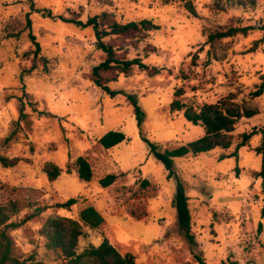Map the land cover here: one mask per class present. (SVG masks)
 I'll return each instance as SVG.
<instances>
[{"label": "rangeland", "instance_id": "obj_1", "mask_svg": "<svg viewBox=\"0 0 264 264\" xmlns=\"http://www.w3.org/2000/svg\"><path fill=\"white\" fill-rule=\"evenodd\" d=\"M33 1L56 18L32 11L29 0H0V157L20 161L11 169L0 163V204L49 207L11 234L18 252L28 256L35 250L47 264H62L45 250L39 231L50 217L79 219L91 206L104 223L83 228L78 254L107 239L136 264H198L195 255L206 264H264V188L257 176L262 155L256 152L264 137V94L253 96L264 77V0H233L242 3L237 6L230 0ZM186 2L193 3L196 17ZM28 14L41 47L37 57ZM97 16L120 24L152 20L159 29L139 42H117L118 54L141 58L160 74L134 68L119 75L109 84L120 92L114 98L98 89L91 74L106 55L93 29L84 27ZM244 27L254 30L206 43L210 33ZM255 42L260 43L251 51ZM130 94L144 113L141 127ZM230 95L257 115L237 123L230 149L175 159L176 176L170 177L149 144L165 152L200 139L205 130L185 120V108L199 110ZM174 100L185 108L172 112ZM253 131L249 144L238 149L242 136ZM110 132L126 140L105 149L99 140ZM80 157L92 168L91 181L79 178L74 163ZM49 164L62 171L54 182L45 173ZM109 175L117 180L103 188L100 182ZM177 176L187 186L193 247L178 230ZM68 199L78 201L71 210L53 208ZM31 212L24 209L14 220Z\"/></svg>", "mask_w": 264, "mask_h": 264}, {"label": "trees", "instance_id": "obj_2", "mask_svg": "<svg viewBox=\"0 0 264 264\" xmlns=\"http://www.w3.org/2000/svg\"><path fill=\"white\" fill-rule=\"evenodd\" d=\"M182 2L186 0H180ZM31 10L42 14L45 18H56L53 12L49 9H36L33 0H29ZM230 6H237L241 2L230 0ZM221 7V6H220ZM185 8L189 14L196 17L197 12L195 6L191 2L185 3ZM62 21L68 23H75L82 26L81 22H72L62 18ZM85 28H92L97 47L105 55V60L97 67H95L91 74V81L101 91L107 93L111 97H116L120 94L118 91L110 89L109 84L117 80L121 74L128 75L134 68L141 71L149 72L151 77L160 74L159 69H150L141 58L129 59L121 56L118 52L122 49L119 42L132 41L139 42L146 38L149 32L156 31L159 28L152 20H142L140 22H129L127 24H120L117 22L109 23L107 19L102 16H97L88 20L84 25ZM27 29L30 31L29 38L35 46L34 55L39 56L41 47L36 38L32 34V22L27 15ZM254 28H229L225 31H217L210 33L207 36V44L214 46L217 42L236 37L237 35L247 36ZM264 32V26L261 28ZM109 42H105L106 39ZM118 42V43H117ZM260 42H255L251 51L257 49ZM34 68L29 70L33 71ZM264 94V77L262 83L258 86L253 96L258 98ZM182 95V91L176 92V98ZM130 104L134 107L139 127L144 122V113L142 112L138 98L134 94L127 95ZM185 106L174 100L171 104L172 112L182 111ZM257 115V112L248 106L240 105L236 102L234 96H227L215 104L204 105L201 109L196 110L192 107L185 108L184 118L188 123L194 126H202L205 130V135L200 139L181 146L172 151L161 152L159 147L154 144H149L153 156L161 162L166 170L170 173V177L176 176L175 159L184 158L188 155H199L208 153L218 148L228 150L233 144V133L237 123L241 119H251ZM257 133L255 131L244 134L242 141L238 145V149L246 147L253 136ZM126 137L121 132H110L103 136L99 143L105 149H112L117 145L123 143ZM148 142L147 140H145ZM257 154L262 155L261 171L257 173L259 178H262L264 188V137L261 147L257 148ZM236 156V154L234 155ZM231 156V157H234ZM224 158H222L223 160ZM19 159H8L0 157V163L6 168H15L19 164ZM78 172L79 178L84 181H91L93 171L89 162L80 157L74 163ZM70 169L68 172L70 173ZM48 180L50 182L56 181L62 171L55 165L49 164L45 168ZM117 180V176L109 175L104 178L100 184L103 188L112 186ZM32 193H36L34 190ZM187 186L177 176L176 196L173 200V206L177 211L178 230L183 234L190 246H195V236L192 232V216L189 209V198L187 196ZM78 201L76 199H68L65 202L56 203L53 208L58 210H71L76 206ZM24 209H31L32 212L26 214L20 220H14ZM49 207L33 205L29 201L23 205L20 201H9L6 205L0 204V264H47L39 258L37 251H33L30 255H21L16 249L15 241L12 233L22 229L26 224L39 218L43 215ZM104 223L103 216L93 207L89 206L80 212L79 219L69 217L53 216L47 219L43 224L39 235L44 239V247L48 253L54 254L62 264H136L132 255H122L119 251L105 239L98 247L91 246L84 250L81 254L77 253L79 241L83 236V228L98 229ZM198 264H206L205 260L195 255Z\"/></svg>", "mask_w": 264, "mask_h": 264}]
</instances>
